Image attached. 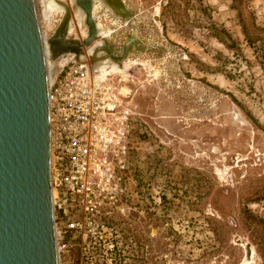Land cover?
I'll return each mask as SVG.
<instances>
[{"label": "rangeland", "instance_id": "rangeland-1", "mask_svg": "<svg viewBox=\"0 0 264 264\" xmlns=\"http://www.w3.org/2000/svg\"><path fill=\"white\" fill-rule=\"evenodd\" d=\"M104 1L93 2V20L108 30L99 44L121 53L134 38L141 49L128 43L120 64L81 60L122 87L146 123L129 203L144 212L135 249L121 246L123 234L88 235L63 264H264V0H120L123 15ZM34 2L46 41L67 13L68 37L85 38L73 0ZM47 56L52 76L72 57ZM109 222L129 225L122 214Z\"/></svg>", "mask_w": 264, "mask_h": 264}, {"label": "water", "instance_id": "water-1", "mask_svg": "<svg viewBox=\"0 0 264 264\" xmlns=\"http://www.w3.org/2000/svg\"><path fill=\"white\" fill-rule=\"evenodd\" d=\"M104 2L128 14L120 0ZM91 3L74 2L89 27L85 46L94 37ZM69 21L67 13L48 38L49 50L53 58L83 61L80 41L68 37ZM45 67L34 0H0V264H58Z\"/></svg>", "mask_w": 264, "mask_h": 264}, {"label": "built area", "instance_id": "built-area-1", "mask_svg": "<svg viewBox=\"0 0 264 264\" xmlns=\"http://www.w3.org/2000/svg\"><path fill=\"white\" fill-rule=\"evenodd\" d=\"M55 70L47 88L49 176L55 246L63 264L73 249L84 248L88 235L121 232L109 220L136 194L134 140L146 123L123 88L108 76H93L86 60L68 59Z\"/></svg>", "mask_w": 264, "mask_h": 264}, {"label": "bare ground", "instance_id": "bare-ground-1", "mask_svg": "<svg viewBox=\"0 0 264 264\" xmlns=\"http://www.w3.org/2000/svg\"><path fill=\"white\" fill-rule=\"evenodd\" d=\"M74 2H75V0H73V3ZM93 2H95V0H92V3H91L92 4L91 20L93 22L94 37L92 38L91 42L87 46L83 45V43H82L83 40H85L86 38L89 37V27H88L87 23L85 22V14L79 7L75 6V4H74L75 12L79 16L81 22L82 21L85 22V25H86V27L88 29V31H86V33H85V35H86L85 38H83L82 41L79 40L80 44L82 45V53H81V55H79L78 59L81 60V58L87 57V56H85V54H87V55L93 54L90 57L91 58L90 61L94 62L93 64H97V65L99 64L98 66H101L103 63L110 62V60L108 58H110L116 64L117 63L120 64V63L123 62V60H125V58L127 57L129 51L131 50V46L128 43L133 44L135 46V48H137V49H141V45L139 44V42L136 39L131 38L130 41L124 46V49L122 50V52L121 53H117L115 50L111 49V47L109 45H106V44L101 45V44H99L101 42V39H102V34L108 35V30L104 31L103 28L101 27V24L99 22L95 23V21L93 20V17H92V13H94L93 12V7H94ZM42 8H43V10H42V19L44 21V26H45L46 31H47V29H51V26H52V23H51L50 18H49L50 17L49 16L50 12H49V10L46 7L43 6ZM37 20H38V24H39V28H40V34H41L42 43H43L45 66H46L45 68H46V74H47V85H48L50 79L52 78V75H51V71L52 70L49 71V64H50L49 62L50 61H48V56H47L48 55V50H49L48 38H47V41H46V39H45V37L43 35V32L41 31V21H40V19L38 17H37ZM69 24H70V21H69ZM70 32H72V29L68 25V28H67L68 35H69ZM136 46H138V47H136ZM47 47H48V49H47ZM116 49L118 51H121L122 47H120V48L117 47ZM101 50L104 51L106 54L103 55ZM107 51H109V54L107 53ZM49 52H50V50H49ZM50 54H51V52H50ZM63 56L66 57V56H69V55L65 54ZM243 264H245V263H243Z\"/></svg>", "mask_w": 264, "mask_h": 264}, {"label": "flooded vegetation", "instance_id": "flooded-vegetation-1", "mask_svg": "<svg viewBox=\"0 0 264 264\" xmlns=\"http://www.w3.org/2000/svg\"><path fill=\"white\" fill-rule=\"evenodd\" d=\"M125 209H128L127 213H123L125 211ZM147 210H150V208H148ZM144 211L142 212H137L136 210V207L135 205L132 203L130 204L129 206H125L124 208L120 209L119 211L116 212V214L114 215V217L117 215V214H122L124 217H126V220L127 222L129 221V225L127 226L128 228H125L124 225L122 224H125L123 223L122 218L121 216H117L116 218V221L119 223V220L122 222L121 224V227H120V233L119 235L123 234V235H126L125 237H127L126 239H124V237H122L123 240H128L130 241L129 243H126L125 245H123V243L121 244V246H123V248L125 249H128V250H133L136 248V243H135V240H136V237H135V234H136V227H135V219H136V214L137 213H140L142 214ZM144 232L146 234V239L149 240L150 239V234H151V227H150V223L147 222L145 223V229H144ZM114 247V246H112ZM147 248H148V244H147Z\"/></svg>", "mask_w": 264, "mask_h": 264}]
</instances>
